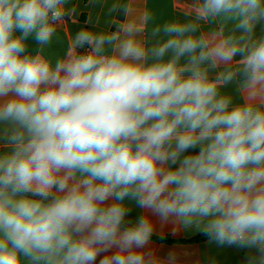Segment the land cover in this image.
Masks as SVG:
<instances>
[{"label": "clouds", "instance_id": "9594fccd", "mask_svg": "<svg viewBox=\"0 0 264 264\" xmlns=\"http://www.w3.org/2000/svg\"><path fill=\"white\" fill-rule=\"evenodd\" d=\"M69 3L0 0V264H178L157 225L264 264V0L82 27L52 58Z\"/></svg>", "mask_w": 264, "mask_h": 264}, {"label": "crops", "instance_id": "0c3cea01", "mask_svg": "<svg viewBox=\"0 0 264 264\" xmlns=\"http://www.w3.org/2000/svg\"><path fill=\"white\" fill-rule=\"evenodd\" d=\"M114 3L128 8L131 15L127 21L122 10L115 13L109 11ZM191 3L192 0H70L68 7L74 8L75 12L58 28L57 37L54 38L46 54L55 58L66 50L70 53L72 50L69 45L72 38L82 27L97 31L112 30L121 23H135L137 17L144 12H150L157 23L172 19L184 20V14L191 10ZM213 28L224 30L215 24L202 25V30ZM259 31L258 28L257 32ZM29 46L31 50L37 47L31 40ZM225 90L234 91V88L230 86ZM128 203L131 208L128 219L135 221L142 214V210L135 206L134 201ZM200 234L196 230L173 231L171 225H157L152 244L162 256L171 250L178 258V264H247V250L217 246L209 243L208 239L201 242H188ZM164 238H169L171 242L159 240Z\"/></svg>", "mask_w": 264, "mask_h": 264}, {"label": "trees", "instance_id": "16d2710c", "mask_svg": "<svg viewBox=\"0 0 264 264\" xmlns=\"http://www.w3.org/2000/svg\"><path fill=\"white\" fill-rule=\"evenodd\" d=\"M208 238L206 236H204L203 234H200L190 240H188V242H201V241H205L207 240ZM160 241H163V242H171V240L169 238H164V239H159Z\"/></svg>", "mask_w": 264, "mask_h": 264}]
</instances>
